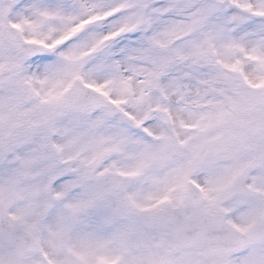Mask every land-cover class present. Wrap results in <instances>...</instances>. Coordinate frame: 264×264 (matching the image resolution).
<instances>
[{
    "label": "snow or ice",
    "instance_id": "6c2138e0",
    "mask_svg": "<svg viewBox=\"0 0 264 264\" xmlns=\"http://www.w3.org/2000/svg\"><path fill=\"white\" fill-rule=\"evenodd\" d=\"M0 264H264V0H0Z\"/></svg>",
    "mask_w": 264,
    "mask_h": 264
}]
</instances>
